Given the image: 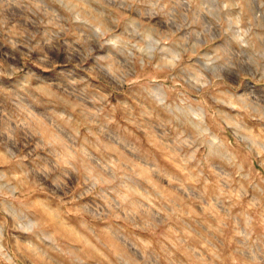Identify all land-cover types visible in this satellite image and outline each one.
Segmentation results:
<instances>
[{"label": "rangeland", "instance_id": "374dc122", "mask_svg": "<svg viewBox=\"0 0 264 264\" xmlns=\"http://www.w3.org/2000/svg\"><path fill=\"white\" fill-rule=\"evenodd\" d=\"M0 264H264V0H0Z\"/></svg>", "mask_w": 264, "mask_h": 264}]
</instances>
